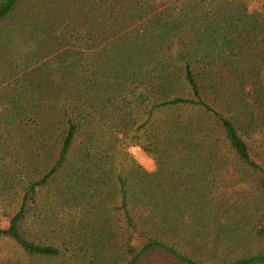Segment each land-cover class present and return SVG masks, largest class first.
<instances>
[{"label":"trees","instance_id":"16d2710c","mask_svg":"<svg viewBox=\"0 0 264 264\" xmlns=\"http://www.w3.org/2000/svg\"><path fill=\"white\" fill-rule=\"evenodd\" d=\"M22 1L0 264H264V0H39L24 41Z\"/></svg>","mask_w":264,"mask_h":264},{"label":"rangeland","instance_id":"374dc122","mask_svg":"<svg viewBox=\"0 0 264 264\" xmlns=\"http://www.w3.org/2000/svg\"><path fill=\"white\" fill-rule=\"evenodd\" d=\"M39 0H23L21 5L17 8V11L9 21L10 24H20V27H18L17 31L21 33V39L24 41L25 36V28L26 33H28V30H30V27L28 26V23L33 21L31 12L34 11L33 7ZM47 0H45L46 2ZM33 9V10H32ZM21 23H24L23 27H21ZM33 30V29H32ZM54 52H50L49 54H52ZM53 57V56H50ZM129 152L133 159L139 164L145 171L147 172H153L156 169V162L153 158L148 156L146 153H144L142 150H140L137 147L130 148ZM198 153H195L194 159L197 160Z\"/></svg>","mask_w":264,"mask_h":264}]
</instances>
